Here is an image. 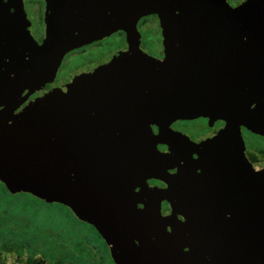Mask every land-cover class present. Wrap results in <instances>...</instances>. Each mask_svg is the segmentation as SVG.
Here are the masks:
<instances>
[{
  "label": "water",
  "instance_id": "95a60500",
  "mask_svg": "<svg viewBox=\"0 0 264 264\" xmlns=\"http://www.w3.org/2000/svg\"><path fill=\"white\" fill-rule=\"evenodd\" d=\"M170 1L180 15L165 0H102L95 25L85 1L46 0L45 34L33 47L23 0H0V181L70 207L115 252L130 250L129 203L148 196L174 211L163 264H264V164L247 160L241 134L243 126L264 136V14L218 16L227 8L214 0L209 16L197 0ZM151 12L162 27L160 61L141 51L135 25ZM117 29L126 44L97 73L51 83L66 52ZM199 117L225 123L197 141L170 126ZM151 205L138 225L162 224Z\"/></svg>",
  "mask_w": 264,
  "mask_h": 264
},
{
  "label": "flooded vegetation",
  "instance_id": "af4514ba",
  "mask_svg": "<svg viewBox=\"0 0 264 264\" xmlns=\"http://www.w3.org/2000/svg\"><path fill=\"white\" fill-rule=\"evenodd\" d=\"M85 1L90 14L96 19L95 25L101 23L102 0ZM227 10L216 13L220 16L257 17L264 14V7L257 0H223ZM28 20V31L32 36V46L37 47L45 34L46 0H23ZM195 6L204 9L205 15L214 16V0H197ZM166 12L175 16L181 14V4L177 1L165 0ZM233 10L232 13L228 11ZM242 13H235L236 10ZM136 29L140 34L141 51L158 61L165 56L162 43V27L157 12L140 16L136 21ZM126 44V32L122 29L112 31L109 35L94 39L66 52L57 67L53 84L73 76H92L100 70L101 64L111 55L122 50ZM42 89L31 92L29 99L38 95ZM29 92L25 89L24 96ZM22 105H24V103ZM21 105V106H22ZM201 121L206 123L195 133H187L177 127V123ZM223 120L209 121L199 117L192 120H177L170 126L197 141L214 133L224 125ZM149 127L157 133L159 126L150 123ZM244 142V153L252 164H264V136L253 133L241 126ZM158 149L167 151L165 144H158ZM175 172V168L169 170ZM146 183L153 188L163 189L167 184L160 179L149 178ZM152 188V187H151ZM140 187H136L138 192ZM148 196H142L131 204L133 211V227L131 234L125 235L126 254L113 251L112 246L100 231L90 222L75 215L72 209L58 202H46L29 193H11L0 181V264H163L165 263V232L170 231L166 216L174 214L169 201L162 199L159 203H149ZM185 198L188 199L186 196ZM204 200V197H200ZM152 204V205H151ZM206 207L209 203H199ZM159 206L162 218L152 227L144 226L148 206ZM128 215V214H127ZM139 216L143 218L140 219ZM178 220L185 222L183 214L177 215ZM130 219L131 217H127ZM143 223L141 226L138 225ZM164 223H166L164 225ZM187 251V246H183Z\"/></svg>",
  "mask_w": 264,
  "mask_h": 264
},
{
  "label": "rangeland",
  "instance_id": "374dc122",
  "mask_svg": "<svg viewBox=\"0 0 264 264\" xmlns=\"http://www.w3.org/2000/svg\"><path fill=\"white\" fill-rule=\"evenodd\" d=\"M206 123L201 121L196 122H187V123H177V127L182 128L187 133H195L197 132L202 126H205ZM258 145L264 147V142L258 141Z\"/></svg>",
  "mask_w": 264,
  "mask_h": 264
}]
</instances>
